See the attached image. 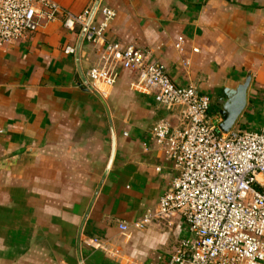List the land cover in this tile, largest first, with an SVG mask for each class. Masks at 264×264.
Instances as JSON below:
<instances>
[{"label":"crops","instance_id":"0c3cea01","mask_svg":"<svg viewBox=\"0 0 264 264\" xmlns=\"http://www.w3.org/2000/svg\"><path fill=\"white\" fill-rule=\"evenodd\" d=\"M54 1L75 14L95 2ZM101 4L116 12L106 41L146 52L178 87L194 85L212 99L251 73L240 119L262 127L264 0ZM82 36L59 17L0 47V264H168L190 236L182 218L131 236L119 225L153 211L178 176L152 129L179 126L181 109L134 89L138 74L123 68L107 94L96 95L86 75L101 64L105 44ZM210 113L219 114L213 104Z\"/></svg>","mask_w":264,"mask_h":264},{"label":"built area","instance_id":"2783aa9c","mask_svg":"<svg viewBox=\"0 0 264 264\" xmlns=\"http://www.w3.org/2000/svg\"><path fill=\"white\" fill-rule=\"evenodd\" d=\"M97 2L75 14L54 0H0V47L59 17L68 30L80 27L88 42H103L101 64L86 75L88 89L106 95L116 84L119 69H128L138 74L134 89L155 93L159 103L168 109L179 107L182 115L179 126L162 121L152 129L178 176L153 211L131 224L120 223L121 232L131 236L154 221L173 225L182 218L190 236L180 241L168 264H264V124L248 130L236 125L222 132L223 119L211 115L209 95L194 85L178 87L165 65L151 61L146 52L106 41L116 12L100 1L93 13ZM98 12L102 19L97 23ZM65 52L74 53L75 48ZM90 244L111 252L110 245L99 239Z\"/></svg>","mask_w":264,"mask_h":264},{"label":"water","instance_id":"95a60500","mask_svg":"<svg viewBox=\"0 0 264 264\" xmlns=\"http://www.w3.org/2000/svg\"><path fill=\"white\" fill-rule=\"evenodd\" d=\"M101 0H98L94 7L93 13H95ZM84 38V33L81 41ZM252 81V74L248 73L243 82L237 84L236 87H225L222 94L212 98V104L217 108L218 113L222 116V122L219 128L222 132H230L238 123L240 117L244 113L248 105V90ZM96 95L100 94L91 89ZM113 157V156H112ZM111 157V160H112ZM110 166L106 170L108 173ZM103 182V181H102Z\"/></svg>","mask_w":264,"mask_h":264},{"label":"rangeland","instance_id":"374dc122","mask_svg":"<svg viewBox=\"0 0 264 264\" xmlns=\"http://www.w3.org/2000/svg\"><path fill=\"white\" fill-rule=\"evenodd\" d=\"M249 121H245L244 119H239L237 126L241 130H248V129H257L255 124H249Z\"/></svg>","mask_w":264,"mask_h":264}]
</instances>
